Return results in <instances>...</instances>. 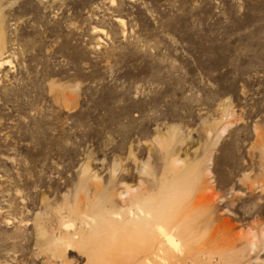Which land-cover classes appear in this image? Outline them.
<instances>
[{
  "label": "rangeland",
  "instance_id": "rangeland-1",
  "mask_svg": "<svg viewBox=\"0 0 264 264\" xmlns=\"http://www.w3.org/2000/svg\"><path fill=\"white\" fill-rule=\"evenodd\" d=\"M167 193L152 264H264V0H0V264H129L90 219Z\"/></svg>",
  "mask_w": 264,
  "mask_h": 264
},
{
  "label": "bare ground",
  "instance_id": "bare-ground-1",
  "mask_svg": "<svg viewBox=\"0 0 264 264\" xmlns=\"http://www.w3.org/2000/svg\"><path fill=\"white\" fill-rule=\"evenodd\" d=\"M177 199L174 193H167L162 194L159 202L156 203L147 199L137 200L127 208L126 217L121 221V225H112L111 222L110 225L102 226L92 218L90 222L94 224L90 225L87 217L82 218L85 224H89V240L96 245V253L92 256V260H101L105 256H110L112 253L109 250L112 245L116 244L120 234H122L121 247L126 248V260L129 264H152L155 260H162L167 251L180 254L181 247L189 246L188 236L178 233L183 238L179 236L176 239L168 232L167 227L159 223L161 218L164 219L162 209L167 206L166 209L170 207L176 210L179 206L177 203L179 199Z\"/></svg>",
  "mask_w": 264,
  "mask_h": 264
}]
</instances>
